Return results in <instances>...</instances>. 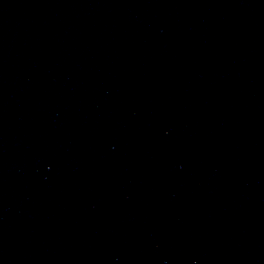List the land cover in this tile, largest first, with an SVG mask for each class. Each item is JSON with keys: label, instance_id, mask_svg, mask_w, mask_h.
I'll return each instance as SVG.
<instances>
[{"label": "water", "instance_id": "95a60500", "mask_svg": "<svg viewBox=\"0 0 264 264\" xmlns=\"http://www.w3.org/2000/svg\"><path fill=\"white\" fill-rule=\"evenodd\" d=\"M0 264H264V0H0Z\"/></svg>", "mask_w": 264, "mask_h": 264}]
</instances>
